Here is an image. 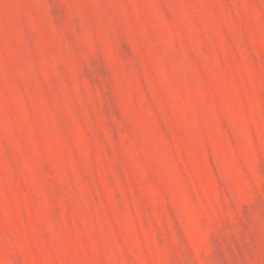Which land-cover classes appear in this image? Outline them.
I'll return each mask as SVG.
<instances>
[{"label": "rangeland", "instance_id": "1", "mask_svg": "<svg viewBox=\"0 0 264 264\" xmlns=\"http://www.w3.org/2000/svg\"><path fill=\"white\" fill-rule=\"evenodd\" d=\"M0 264H264V0H0Z\"/></svg>", "mask_w": 264, "mask_h": 264}]
</instances>
